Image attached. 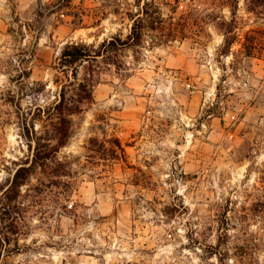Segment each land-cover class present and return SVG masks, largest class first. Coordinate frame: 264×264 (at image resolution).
<instances>
[{
  "label": "rangeland",
  "instance_id": "obj_1",
  "mask_svg": "<svg viewBox=\"0 0 264 264\" xmlns=\"http://www.w3.org/2000/svg\"><path fill=\"white\" fill-rule=\"evenodd\" d=\"M147 3L163 23L141 45L83 62L78 80L58 67L68 44L126 38ZM82 81L93 102L66 114L67 144L2 219L36 133L53 137L47 108L65 85L79 105ZM0 264H264V11L0 0Z\"/></svg>",
  "mask_w": 264,
  "mask_h": 264
},
{
  "label": "trees",
  "instance_id": "obj_2",
  "mask_svg": "<svg viewBox=\"0 0 264 264\" xmlns=\"http://www.w3.org/2000/svg\"><path fill=\"white\" fill-rule=\"evenodd\" d=\"M249 9L254 12L264 11V0H246ZM150 3H147L143 8V16L132 15L133 26L131 33L126 37L121 36L113 37L112 39L104 40L98 47L87 43H72L66 45L64 48L58 67L66 71L68 69L73 70V74L78 80V67L83 62L90 60H97L98 58H114L118 56L120 50L126 47H135L142 44L145 28L149 27L154 30L158 29L163 23L162 18L159 16L155 19L154 15L150 13ZM238 6V5H237ZM236 15V10L233 11ZM149 18H154L153 25H148ZM156 22L159 24L156 25ZM235 23V19L232 21H226L224 25L229 28ZM228 33H226V44L230 46L232 44ZM58 80L61 77L58 76ZM66 86V85H65ZM62 89L61 99L55 104H52L47 108V121L51 122L53 126V137L38 135L36 133V152L33 157V161L30 166L20 167L11 182L9 188L5 191L2 197V219H4L9 210L13 206V201L16 200L21 194V188L27 183L28 179L32 176L33 172L38 167H44L48 165V162L52 159L54 152H57L61 147L65 146L71 135V123L69 118L71 115L82 112L81 104L93 102V84H89L86 81L78 82L76 84L77 95L79 96L78 104L75 107H70L69 100L67 98L66 87ZM69 114L70 116H66ZM44 120V118H42ZM47 133H50L48 131ZM57 140L58 144H53V141ZM95 141V140H93ZM29 163V162H28ZM6 238V237H5Z\"/></svg>",
  "mask_w": 264,
  "mask_h": 264
}]
</instances>
